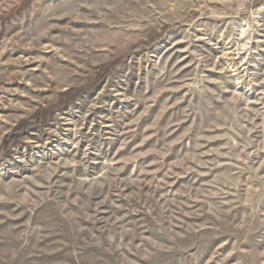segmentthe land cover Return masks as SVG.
<instances>
[{
	"label": "rangeland",
	"instance_id": "374dc122",
	"mask_svg": "<svg viewBox=\"0 0 264 264\" xmlns=\"http://www.w3.org/2000/svg\"><path fill=\"white\" fill-rule=\"evenodd\" d=\"M0 264H264V0H0Z\"/></svg>",
	"mask_w": 264,
	"mask_h": 264
}]
</instances>
